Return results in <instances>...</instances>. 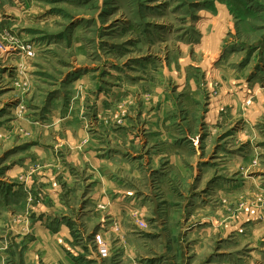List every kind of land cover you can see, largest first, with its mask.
Instances as JSON below:
<instances>
[{
  "label": "rangeland",
  "instance_id": "374dc122",
  "mask_svg": "<svg viewBox=\"0 0 264 264\" xmlns=\"http://www.w3.org/2000/svg\"><path fill=\"white\" fill-rule=\"evenodd\" d=\"M0 40V264H264V0H0Z\"/></svg>",
  "mask_w": 264,
  "mask_h": 264
},
{
  "label": "built area",
  "instance_id": "2783aa9c",
  "mask_svg": "<svg viewBox=\"0 0 264 264\" xmlns=\"http://www.w3.org/2000/svg\"><path fill=\"white\" fill-rule=\"evenodd\" d=\"M11 40H12V42H13V39H11ZM2 43L4 44V42L0 40V45H1ZM28 48H29V47H28Z\"/></svg>",
  "mask_w": 264,
  "mask_h": 264
}]
</instances>
